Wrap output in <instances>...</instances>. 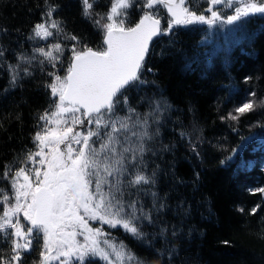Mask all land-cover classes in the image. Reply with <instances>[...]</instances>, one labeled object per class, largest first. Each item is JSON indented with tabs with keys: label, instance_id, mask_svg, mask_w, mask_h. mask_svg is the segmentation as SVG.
I'll return each instance as SVG.
<instances>
[{
	"label": "snow or ice",
	"instance_id": "obj_1",
	"mask_svg": "<svg viewBox=\"0 0 264 264\" xmlns=\"http://www.w3.org/2000/svg\"><path fill=\"white\" fill-rule=\"evenodd\" d=\"M79 2L82 16L101 36L98 47L65 32L61 22L52 19L58 6L49 5L43 13L47 19L33 26L28 39L36 44L50 38L55 42L33 47L31 54L17 53L16 63L8 65L12 87L38 67L48 78L42 87L50 102L36 117L35 150L4 164L0 173V181L10 185L0 187V239L10 249L7 257L0 252V264H23L22 253L37 247L33 264H93L96 260L152 264L153 255L163 256L153 240H167L170 230L160 217L168 205L153 190L160 169L156 165L149 170L148 156L171 150L169 145L157 144L171 105L162 93L139 95L145 86L155 85L144 78L145 71L153 72L145 68L150 43L154 37L195 25H207L209 30L230 25L228 32L236 33L252 16H264V0H205L208 15L190 10L186 0H109L103 13L94 11L96 0ZM132 8L142 14L129 26L126 20ZM208 41L206 35L200 44ZM47 67L52 70L46 71ZM250 79L245 77L246 82ZM133 90L137 96L130 98ZM247 97L221 119L239 121L247 113L264 109V97H257L255 91ZM145 105L147 110L140 111ZM249 193L264 197V187ZM260 207L252 208L250 214ZM90 221L99 226L92 227ZM105 225L122 229L147 254L139 255L117 240L105 231ZM145 227H159V231L148 233ZM170 235H177L175 227Z\"/></svg>",
	"mask_w": 264,
	"mask_h": 264
},
{
	"label": "trees",
	"instance_id": "obj_2",
	"mask_svg": "<svg viewBox=\"0 0 264 264\" xmlns=\"http://www.w3.org/2000/svg\"><path fill=\"white\" fill-rule=\"evenodd\" d=\"M108 3L109 0H96L94 11L106 12ZM187 3L190 10L209 14L205 0H186ZM49 5L58 6L52 19L59 20L65 32L80 36L94 48L101 44L97 29L81 14L79 0H0V47L4 49L0 58V173L4 164L35 150L32 137L37 130L36 117L50 102L42 87L48 78L38 67L32 68V76L22 75L15 87L10 85L8 68L16 63L17 53L31 54L33 47L55 42L50 38L36 44L28 39L33 26L47 19L43 13ZM140 14L139 8L130 9L126 24L134 25ZM161 18L166 22L164 12ZM231 27H179L174 34L155 39L152 46L160 43L146 58L145 68L153 72L145 71L144 78L155 81V85L145 86L139 95L147 91L149 96L162 93L171 105L157 139L158 145L162 142L171 150L149 155V170L159 165L153 190L165 197L168 205L160 219L170 231L173 227L177 230L175 237L169 231L167 240H153L154 247L165 254L153 255L152 264H264V197L249 193V189L264 187V139L236 141V153L229 152V147L226 154L218 157L216 149L207 147L212 138L222 139L234 129L233 123L231 129L221 130L226 123L221 117L244 102L249 91L264 97V16H252L236 33L228 32ZM206 35L209 41L201 45ZM245 77L251 79L246 82ZM226 80L233 81L230 91L222 88ZM128 95L132 98L137 93L133 90ZM144 109L147 106L139 108L142 112ZM258 111L245 114L239 121L244 117L253 119ZM0 187L9 189L10 185L0 181ZM257 205L261 207L250 214ZM240 208L244 211L240 212ZM108 230L139 255L147 254L123 231ZM144 231L155 233L159 227H145ZM5 248V243H0V252L8 256L10 251ZM38 253V247L24 253L23 264H33ZM93 264L102 262L96 260Z\"/></svg>",
	"mask_w": 264,
	"mask_h": 264
},
{
	"label": "bare ground",
	"instance_id": "obj_3",
	"mask_svg": "<svg viewBox=\"0 0 264 264\" xmlns=\"http://www.w3.org/2000/svg\"><path fill=\"white\" fill-rule=\"evenodd\" d=\"M141 15V14H140ZM162 20V27L166 26V22H164V20L161 18ZM158 37H155L152 41V43L154 42L155 39H157ZM160 42H155L154 46H152L151 44V49L150 52L152 53L155 52L156 46H158ZM162 49V46L159 45V47L157 48L158 51H160ZM222 88L230 91L233 87V81L231 82L230 80H226L222 82ZM263 89V88H261ZM260 89V90H261ZM153 92H158L155 89H151ZM147 93H149L147 91ZM149 95V94H148ZM257 97H261L260 95H258ZM146 107V106H143ZM226 123L222 126L221 130H224L227 127H233V123H234V129L230 130V132H228L229 134L226 137H223L222 139H214L212 138L211 141H209V143L207 144V147H211L216 149V154L217 157L221 156L222 154H226L227 150L229 149V152H232L233 149H235V142L236 141H255V140H260V139H264V112L262 109H259L258 111V115L255 116L253 119H251L250 117H244L241 119V121H231V120H225ZM238 122L242 123L239 124ZM253 122V123H252ZM249 126L251 128H253V130L251 129H247L246 127ZM256 129V130H254ZM225 131V130H224ZM259 131V135H254L255 133H257ZM231 145V146H230ZM222 158V157H221ZM149 160V158H148ZM149 165H150V160H149Z\"/></svg>",
	"mask_w": 264,
	"mask_h": 264
},
{
	"label": "rangeland",
	"instance_id": "obj_4",
	"mask_svg": "<svg viewBox=\"0 0 264 264\" xmlns=\"http://www.w3.org/2000/svg\"><path fill=\"white\" fill-rule=\"evenodd\" d=\"M186 6H188V3H187V5ZM189 7V6H188ZM226 14L228 13V14H232L231 13V10H228V11H226L225 12ZM126 23H128V21H126ZM144 111H146V109H144ZM0 210H2V209H0ZM93 222H95V223H97L96 221H90V224H91V226L92 227H98L99 226V224L97 223V225L96 224H93ZM105 226H107V225H105ZM105 228V231H110V230H108L106 227H104ZM121 231H123L122 229H120ZM111 234H113V232L111 231ZM0 243H5L4 242V240L3 239H0ZM5 245H6V248L10 251V249H9V246H8V244L7 243H5ZM5 248V249H6ZM6 249V250H7ZM24 253H22V255H23ZM10 254H8V256H9ZM5 257H7V256H5ZM24 261V260H23ZM25 262V261H24Z\"/></svg>",
	"mask_w": 264,
	"mask_h": 264
},
{
	"label": "water",
	"instance_id": "obj_5",
	"mask_svg": "<svg viewBox=\"0 0 264 264\" xmlns=\"http://www.w3.org/2000/svg\"><path fill=\"white\" fill-rule=\"evenodd\" d=\"M161 22H162V20H161ZM154 38H155V37H154ZM154 38H153V39H154ZM151 44H152V42L150 43V46H149L150 48H151ZM146 58H147V57H146Z\"/></svg>",
	"mask_w": 264,
	"mask_h": 264
}]
</instances>
